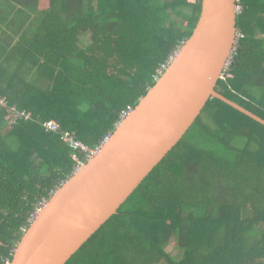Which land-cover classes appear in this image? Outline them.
<instances>
[{
	"label": "trees",
	"instance_id": "obj_1",
	"mask_svg": "<svg viewBox=\"0 0 264 264\" xmlns=\"http://www.w3.org/2000/svg\"><path fill=\"white\" fill-rule=\"evenodd\" d=\"M236 4L242 37L215 90L264 120V0ZM199 12L200 0H0V97L30 114L9 126L0 109V264L72 174L71 149L41 123L98 145ZM170 240L179 257L166 251ZM65 264H264V126L211 98Z\"/></svg>",
	"mask_w": 264,
	"mask_h": 264
},
{
	"label": "water",
	"instance_id": "obj_2",
	"mask_svg": "<svg viewBox=\"0 0 264 264\" xmlns=\"http://www.w3.org/2000/svg\"><path fill=\"white\" fill-rule=\"evenodd\" d=\"M235 0H200L198 20L173 61L117 123L94 157L58 186L24 230L9 264H65L178 143L216 92L234 46Z\"/></svg>",
	"mask_w": 264,
	"mask_h": 264
},
{
	"label": "built area",
	"instance_id": "obj_3",
	"mask_svg": "<svg viewBox=\"0 0 264 264\" xmlns=\"http://www.w3.org/2000/svg\"><path fill=\"white\" fill-rule=\"evenodd\" d=\"M235 1L237 2V0H235ZM235 9H236V14L240 12V6L239 5L236 4ZM241 37H242L241 33L236 30L233 49H232L231 54H230L229 58L227 59V62L225 63L223 70L219 76V79H221V80H225V79L230 77L228 69H229L230 63L232 62L231 59H232V55L235 51L236 44ZM175 53H173L171 56H169L167 58L166 62L162 63L159 66V68L157 69L155 74L152 76L153 82H156L159 79V77L163 74V72L167 69V67L173 61ZM0 109H3V110L5 109L9 112V115H10L9 120H8L9 126L16 124L20 120L27 121L30 119L29 113H27L25 111L18 110L15 106H8L6 104V101L2 97H0ZM132 109H133V107L127 106L126 109L123 110L122 113L120 114L119 121L124 119L132 111ZM41 127L43 128V130L45 132L55 133V134L59 135L60 140L65 145H67L68 148L71 149L72 152L70 154V158L74 163L72 173L77 171L80 167H82L86 163L87 160L94 157L96 155V153L100 150L102 145L109 140L111 133H112V132H108L103 137V139L101 140V142L98 145H96L93 148H90V147L86 146L85 144H83L82 142L76 140V138L74 137V133H72L68 130L61 129L60 125L57 122H55L54 120H48V121L41 123ZM79 155H82L83 159H80ZM43 204H44V202H42L40 204V206L36 209L35 213H33L31 215L30 220H29L30 222L33 220L35 214L38 212V210L42 207Z\"/></svg>",
	"mask_w": 264,
	"mask_h": 264
},
{
	"label": "rangeland",
	"instance_id": "obj_4",
	"mask_svg": "<svg viewBox=\"0 0 264 264\" xmlns=\"http://www.w3.org/2000/svg\"><path fill=\"white\" fill-rule=\"evenodd\" d=\"M188 1L189 2H194L195 0H188ZM83 42L86 43L87 42V38H84ZM252 90H253V92L257 91V89H252ZM232 146L235 147V148H239V149L243 148V144L242 143H234V144H232ZM207 148H209L211 150L212 149L213 150H217V151L220 152V149L215 144H208ZM166 251L168 253H170L174 257H179L180 256V252H178V250L174 248V240H170L168 246L166 247Z\"/></svg>",
	"mask_w": 264,
	"mask_h": 264
}]
</instances>
